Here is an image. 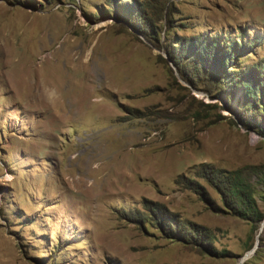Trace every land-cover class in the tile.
<instances>
[{"label": "rangeland", "instance_id": "1", "mask_svg": "<svg viewBox=\"0 0 264 264\" xmlns=\"http://www.w3.org/2000/svg\"><path fill=\"white\" fill-rule=\"evenodd\" d=\"M0 264H264V0H0Z\"/></svg>", "mask_w": 264, "mask_h": 264}, {"label": "trees", "instance_id": "2", "mask_svg": "<svg viewBox=\"0 0 264 264\" xmlns=\"http://www.w3.org/2000/svg\"><path fill=\"white\" fill-rule=\"evenodd\" d=\"M238 216H240V215H238Z\"/></svg>", "mask_w": 264, "mask_h": 264}, {"label": "water", "instance_id": "3", "mask_svg": "<svg viewBox=\"0 0 264 264\" xmlns=\"http://www.w3.org/2000/svg\"><path fill=\"white\" fill-rule=\"evenodd\" d=\"M250 254H251V253H250ZM250 254H249V255H250Z\"/></svg>", "mask_w": 264, "mask_h": 264}]
</instances>
